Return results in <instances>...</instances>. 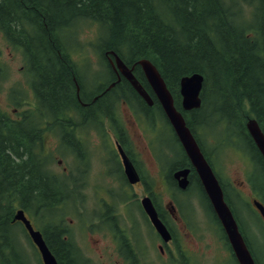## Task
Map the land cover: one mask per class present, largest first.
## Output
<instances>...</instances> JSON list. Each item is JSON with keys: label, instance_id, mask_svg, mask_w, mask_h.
I'll list each match as a JSON object with an SVG mask.
<instances>
[{"label": "trees", "instance_id": "obj_1", "mask_svg": "<svg viewBox=\"0 0 264 264\" xmlns=\"http://www.w3.org/2000/svg\"><path fill=\"white\" fill-rule=\"evenodd\" d=\"M242 1L244 7L237 0H0V33L22 55L35 99L32 108L21 113L26 118L19 121L0 109V235L12 228L7 219L13 209L12 194L21 191L32 196L35 211H52L58 203L53 178L45 164L35 160L36 142L42 121L50 119L54 124L62 115L60 110L77 103V76L67 62L62 36L82 22L97 24L98 40L109 36L104 49L114 50L131 64L139 59L150 61L187 126L194 130L197 124L208 135L214 134L215 126L206 119L215 112L204 102L206 83L212 75L207 68L219 70V81L213 79L211 89L217 88L216 92L228 100L230 113L216 119L215 124L225 131L224 142L239 147L238 141L248 143L254 165L257 159L263 166L244 123L254 117L264 132V34L256 28L257 23L252 25L245 18L248 0ZM255 1L256 14L259 0ZM192 73L203 76L202 102L199 109L183 112L179 80ZM120 90L132 95L137 106L143 105L137 103L140 98L128 83L116 85L100 100L115 102ZM101 108L104 112L96 114L108 113L107 106ZM214 108L219 109L218 104ZM16 203L21 206V199Z\"/></svg>", "mask_w": 264, "mask_h": 264}, {"label": "flooded vegetation", "instance_id": "obj_2", "mask_svg": "<svg viewBox=\"0 0 264 264\" xmlns=\"http://www.w3.org/2000/svg\"><path fill=\"white\" fill-rule=\"evenodd\" d=\"M259 1L258 19L264 34V0ZM255 2L252 1V7L256 6ZM252 21H255L254 16ZM108 61L114 85L128 83L113 67L109 57ZM132 66L134 69L127 67L145 84L144 90L152 104L148 106L140 99L141 102L137 103L143 105L137 106L132 95L129 97L121 91L124 99L121 102L128 104L131 112L125 121L116 115L115 105L112 114L109 109L108 113L90 116L91 104H80L81 99L77 96V103L86 113L79 116L74 109H69L56 117L54 124L50 119L42 121L35 160L40 165L44 164L45 153L55 158V176H49L56 186L57 212L47 218L40 210L32 209V196L21 191L12 194L13 209L7 213L12 228L0 235V264H43L30 232L20 220L15 219L19 211L29 221L32 230L39 233L56 264H191L192 259L195 261L189 253V246L197 238L191 232L195 213L189 186L198 185L209 207L210 204L194 169L182 161L170 162L174 150L156 145L159 123L155 121L151 127L150 122L155 119L152 112L155 109L162 112V109L141 70L136 72L137 67L133 63ZM99 95L102 96L101 93ZM103 102L104 107H111L109 102ZM155 104L159 108H153ZM104 110L102 108L100 112ZM161 114L177 142L167 119ZM24 118V115H16L11 119L19 121ZM51 136L56 144L54 149L45 146L46 138ZM128 167L132 169L135 180L129 178ZM184 169H189L185 188L181 187V177H175ZM251 169V163L245 165L241 179L238 182L233 180L237 185L248 188L251 195L250 202L246 203L249 206L254 200L263 203L255 196L258 193L255 192L254 179H251ZM230 185L233 187L235 184ZM16 199H21V206ZM68 204L70 209H66ZM145 205L152 208L165 231H158L151 220L152 213L146 211ZM72 208L75 216L68 218L65 215L71 213ZM210 213L229 258L233 257L237 262L215 215L212 211Z\"/></svg>", "mask_w": 264, "mask_h": 264}, {"label": "rangeland", "instance_id": "obj_3", "mask_svg": "<svg viewBox=\"0 0 264 264\" xmlns=\"http://www.w3.org/2000/svg\"><path fill=\"white\" fill-rule=\"evenodd\" d=\"M237 2L244 7V2L242 0H237ZM249 3L250 0H248L247 5H245V18L251 20L249 15L252 6H250ZM251 17H253V15ZM71 34L70 44L68 45L69 57L72 64L79 69L82 83L85 86L84 90H90L89 95H93L94 92H100L106 82L111 79L108 70L104 69L101 71L103 67L101 66V58L99 57V55H102L101 49L98 47L99 28L97 24L86 21L73 28ZM108 40L109 36L102 38L99 41L100 47L103 48ZM103 60H105L104 63L106 62L105 64H107V59L104 58ZM207 70L210 71L212 75H210L209 81L206 83L204 102L209 108H213V111L215 112L214 115L206 119L208 124L215 126V131L213 132L214 137L213 135L205 134L199 128H197L196 131H198L197 134L201 139L203 148L209 153V156L213 161V166L229 193L227 198L228 196L230 197V202L233 205L232 209L240 231L245 236L249 246L253 248L252 250H254L253 252H255L258 259L257 264H264V224L258 214L250 206V208H245V204L248 206L246 202H250L249 197L251 193L248 188L242 184H236V182L239 181V178L241 179V173L245 167V156L242 152L234 149L239 147L236 143L235 146L228 145L224 142L223 136L226 133L222 128H219L215 124V120L219 117L228 116L230 109L228 107V100L216 92L217 88H214L213 90L211 89L213 79L219 81V77L217 76L219 70L210 69L209 67ZM0 71V79L2 80L0 83V109L9 117H12L25 110L28 107V103L32 102L34 98L29 88L27 77L23 71L22 55L7 44L1 33ZM218 84L219 87H221V83ZM121 100L123 101L124 99L120 93L115 104V111L117 112L116 115H120L125 121L129 118L131 112L129 105H124ZM216 104H218L219 109L214 108V105ZM152 113L157 119L155 118L150 122L151 127H153L155 121H158L159 123L157 135H155L156 145L158 148L168 147L170 151L174 150L170 162L175 160L176 162L182 161L179 153L180 150L175 143L174 136L170 133L169 127L162 118V115L158 111ZM207 113L209 112L207 111L206 114ZM133 120L138 119L134 118ZM195 120L198 121V119ZM125 125L127 124L125 123ZM210 128L211 127H209V129ZM126 129L131 130L127 126ZM53 138L54 137L52 136L51 138H46V147L51 149L56 147ZM238 144H240V147L244 148L248 153L253 154L248 143L238 141ZM253 157L256 159L257 156L253 155ZM44 158L50 172L54 173L57 167L55 158H53V155L51 156L47 153H45ZM254 169L256 172L251 170V179H254L256 186L261 189L257 191V195L258 197H261L264 202V167L257 159ZM233 180L236 182H233ZM232 183L236 185H233V187L239 188L240 191L234 189L230 185ZM188 193L192 197L191 202L195 213V225L191 226V232L192 234L197 235L194 244L189 246L190 255L195 257V261L192 259L191 264H235L231 258H229V252L224 245V241L220 238L217 226L213 223L214 220L212 214L210 213L205 198L202 196L201 190L196 185H190ZM67 206L66 209H70V205L68 208ZM87 206L88 204L85 205V207ZM72 211H74L73 208L69 211L71 213H66L65 216L68 218H74L75 215ZM199 212L204 218H201Z\"/></svg>", "mask_w": 264, "mask_h": 264}, {"label": "water", "instance_id": "obj_4", "mask_svg": "<svg viewBox=\"0 0 264 264\" xmlns=\"http://www.w3.org/2000/svg\"><path fill=\"white\" fill-rule=\"evenodd\" d=\"M113 54V53H112ZM115 60V67L132 85L134 90L142 97L148 104L151 100L139 82L133 76L131 69L119 59L118 56L113 54ZM148 84L150 85L154 95L156 96L161 108L170 123L178 141L180 142L183 151L185 152L190 164L198 175L201 186L210 201L212 209L225 233L226 239L230 244L231 250L239 264H255L250 252L248 251L241 233L237 227L233 214L223 199L221 187L215 178L212 169L204 158L195 138L193 137L190 129L185 123V119L180 111H178L173 102V97L167 89L166 84L156 67L146 59L137 61V63ZM203 76L199 73H192L191 75L184 76L179 80V95L181 97V108L184 111H190L200 107V91L202 88ZM246 129L251 139L254 142L258 152L264 161V134L259 128L255 119H249L246 123ZM128 174L131 180H135L134 173L128 167ZM188 169L181 170L175 174V177H181V187L187 186ZM146 202H148L146 200ZM145 202V203H146ZM255 207L259 210L264 218V207L254 202ZM147 212H151V220L154 221L155 227L158 231H165L155 218L154 212L151 207L145 205ZM15 219L20 220L26 229L30 232L33 242L37 245L41 254L44 264H56L54 257L51 255L46 245L42 241L39 233L34 232L28 220L24 217L22 212H18Z\"/></svg>", "mask_w": 264, "mask_h": 264}, {"label": "bare ground", "instance_id": "obj_5", "mask_svg": "<svg viewBox=\"0 0 264 264\" xmlns=\"http://www.w3.org/2000/svg\"><path fill=\"white\" fill-rule=\"evenodd\" d=\"M109 53H110V60H111V63H112V61H113V54H115L116 56H118L119 57V59L120 60H122L128 67H130L131 69H134V67L132 66V64H131V62H129V61H125L124 59H123V57H121L120 55H118L114 50H112V49H108L107 50ZM113 53V54H112ZM106 63V62H105ZM105 66H106V70H108L109 72H110V75H111V70H110V65H109V62H107V64H105ZM100 97H101V95H99V92H97V93H94L93 95H89V93H87V92H83L82 93V96H81V103L80 104H86V102L87 103H90L91 105H90V107H91V113L92 114H90V116L91 115H97L96 113L97 112H99L101 109H100V107H101V105L103 106L104 105V102L103 101H101L100 100ZM93 99V100H92ZM96 100V101H95ZM105 102L107 101V100H104ZM72 104V103H71ZM71 104H69L68 106H67V108L66 109H62V110H60V113L61 114H64V113H66L67 111H68V108L70 107V106H72L73 107V109L75 110V113L77 114V115H81V114H84V113H86L85 112V110L83 109V108H81V106H80V104H78V103H75V104H73V105H71Z\"/></svg>", "mask_w": 264, "mask_h": 264}]
</instances>
